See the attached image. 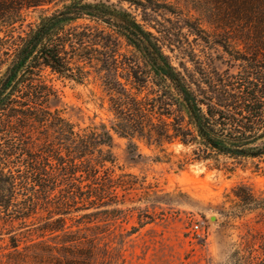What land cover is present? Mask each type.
<instances>
[{
	"label": "trees",
	"instance_id": "1",
	"mask_svg": "<svg viewBox=\"0 0 264 264\" xmlns=\"http://www.w3.org/2000/svg\"><path fill=\"white\" fill-rule=\"evenodd\" d=\"M53 1L0 0V27L16 20L18 7ZM116 1L140 12V19L111 9L110 0L73 1L2 53L0 207L10 219L40 210L62 217L78 200L102 203L113 195L107 186L114 181L111 132L78 129L53 110V77L82 84L94 70L120 137L162 152L166 145L191 148L190 162L264 163V6L246 3L232 11V20L249 22L235 29L245 37L240 50L229 31L210 48L199 20L156 0ZM122 39L136 56L120 54ZM215 47L226 56L219 59L227 65L223 71L214 67L218 55H206Z\"/></svg>",
	"mask_w": 264,
	"mask_h": 264
},
{
	"label": "rangeland",
	"instance_id": "2",
	"mask_svg": "<svg viewBox=\"0 0 264 264\" xmlns=\"http://www.w3.org/2000/svg\"><path fill=\"white\" fill-rule=\"evenodd\" d=\"M73 1L80 0L18 7L16 20L0 27V74L6 69L2 53L12 40L24 37L43 18ZM156 1L184 18L199 20L210 48L229 31L230 41L240 50L245 37L235 29L249 22L232 20V11L246 3L264 6V0ZM110 4L111 9L140 19V12L128 4L116 0ZM208 53L218 55L214 67L227 68L219 60L226 57L221 48ZM120 54L136 56L124 39ZM91 72L82 84L50 77L58 91L51 108L78 129L105 126L111 132L114 181L107 186L113 195L102 203L78 200L62 217L40 210L25 220L10 219L0 207V264H264L263 161L190 162L191 148L166 145L162 152L143 141L120 137L112 130L115 121L108 96Z\"/></svg>",
	"mask_w": 264,
	"mask_h": 264
},
{
	"label": "built area",
	"instance_id": "3",
	"mask_svg": "<svg viewBox=\"0 0 264 264\" xmlns=\"http://www.w3.org/2000/svg\"><path fill=\"white\" fill-rule=\"evenodd\" d=\"M194 229L197 230L198 229V226H194Z\"/></svg>",
	"mask_w": 264,
	"mask_h": 264
}]
</instances>
